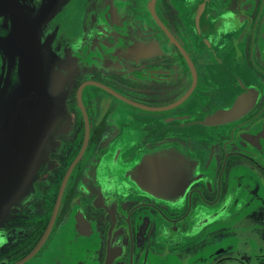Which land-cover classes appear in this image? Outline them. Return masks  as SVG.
I'll return each mask as SVG.
<instances>
[{
	"label": "flooded vegetation",
	"instance_id": "af4514ba",
	"mask_svg": "<svg viewBox=\"0 0 264 264\" xmlns=\"http://www.w3.org/2000/svg\"><path fill=\"white\" fill-rule=\"evenodd\" d=\"M31 8L0 9L9 61ZM67 39L60 125L0 216V264H264V0H86ZM173 154L183 183L138 174Z\"/></svg>",
	"mask_w": 264,
	"mask_h": 264
},
{
	"label": "water",
	"instance_id": "95a60500",
	"mask_svg": "<svg viewBox=\"0 0 264 264\" xmlns=\"http://www.w3.org/2000/svg\"><path fill=\"white\" fill-rule=\"evenodd\" d=\"M85 1L31 0L32 8L22 21V36L11 61L8 60V33L0 35V216L8 205L24 203L30 197L32 182L42 166L43 149L60 125L61 114L56 102L67 87V76L58 59L67 38L78 36ZM4 3L7 6L8 0H0V9ZM4 13L7 18L8 9ZM165 31L186 55L169 31ZM89 83L127 100L97 82L83 83L79 96ZM233 114L234 111L216 113L206 123L213 124ZM87 138L88 125L83 148L69 170L83 154ZM171 157L172 165L167 170L159 165L160 159L147 157L137 172L149 178H144L147 183L162 187L170 176L174 184L183 183L185 159L174 154ZM170 170L171 174L167 172Z\"/></svg>",
	"mask_w": 264,
	"mask_h": 264
},
{
	"label": "clouds",
	"instance_id": "9594fccd",
	"mask_svg": "<svg viewBox=\"0 0 264 264\" xmlns=\"http://www.w3.org/2000/svg\"><path fill=\"white\" fill-rule=\"evenodd\" d=\"M0 243H3V240L2 239H0Z\"/></svg>",
	"mask_w": 264,
	"mask_h": 264
}]
</instances>
